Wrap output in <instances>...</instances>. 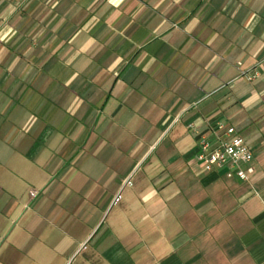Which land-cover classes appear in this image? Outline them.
I'll return each instance as SVG.
<instances>
[{
	"label": "crops",
	"instance_id": "crops-1",
	"mask_svg": "<svg viewBox=\"0 0 264 264\" xmlns=\"http://www.w3.org/2000/svg\"><path fill=\"white\" fill-rule=\"evenodd\" d=\"M216 124L250 148L249 181L195 160ZM135 140L146 176L80 197ZM0 172L7 214L26 207L15 172L56 188L0 263L264 264V0H0Z\"/></svg>",
	"mask_w": 264,
	"mask_h": 264
},
{
	"label": "rangeland",
	"instance_id": "rangeland-1",
	"mask_svg": "<svg viewBox=\"0 0 264 264\" xmlns=\"http://www.w3.org/2000/svg\"><path fill=\"white\" fill-rule=\"evenodd\" d=\"M138 143H139V140H135L133 150L130 153L120 156L119 162L117 165L118 168H115V166H113L112 167L113 170L112 168L107 170V174L105 173L106 176L103 179H99L97 182H95L94 180L88 181V183L86 184L87 186L84 188L81 187V190L79 193L75 191L77 187L75 188L70 187L71 190L69 189L70 190L69 194L77 195L76 193H78L80 197H83L84 195L89 194L88 191L91 190L90 193H93V194H96L102 197L104 194H107V195L110 194L111 191H113V189L115 188V186L122 182L120 186V190L117 193V195L121 197L122 195L121 189L124 186L126 189L131 188L133 184L135 183V181H138L146 176L148 166L155 157V154L151 155V153L153 152L151 151L149 154L145 155L143 159L140 161V163L137 165V167L132 172L129 173L130 168L133 167V165L138 161L139 157L141 156L140 155L141 152L144 150V149L141 150L139 148ZM160 149L161 147L157 149L156 153ZM97 172L99 173V170L97 171L95 169H90L87 172L84 170L83 172H81L82 173L81 176L85 177L86 173H88L90 178H95V175L97 174ZM14 174L20 178L22 177L20 180L21 181L20 188H18V191H17V195L19 197L16 200V201H19V203L21 204H17V205L26 206V207L21 209L22 207L20 208L18 206L16 210L17 212H19L18 215L16 214V212L12 214L11 212H9L7 214L8 212L7 211L6 213H4L5 207L9 205L5 203L7 202L6 200L8 197L5 194L6 190L0 187V221H1L0 230L7 229L6 234H4V236H2V238L0 239V249H1L0 252H2V249H5L9 246V243L11 242V238L13 234L16 232L17 228L21 227V224L23 223V220H25L26 216L30 214V211L32 209L31 207L32 203L38 200V198L41 197L43 194L48 193L49 192L48 190H52L55 188L54 187V184H55L54 175H52L51 172H47L46 175L50 177L49 178L45 177L46 180L45 179L44 180L46 181V183L44 184V186L40 182L33 181L29 177H25L24 172H22V176L20 173H17V172H15ZM46 185H48V188H45ZM31 191H34L37 193V196L35 198H31L30 196ZM118 201H119V198L117 199L115 205L118 203ZM89 207L90 206H87L86 208L88 209ZM20 217H21V220H20ZM0 264H6V263H0Z\"/></svg>",
	"mask_w": 264,
	"mask_h": 264
},
{
	"label": "built area",
	"instance_id": "built-area-1",
	"mask_svg": "<svg viewBox=\"0 0 264 264\" xmlns=\"http://www.w3.org/2000/svg\"><path fill=\"white\" fill-rule=\"evenodd\" d=\"M257 75L256 72L252 74L242 72L239 77L249 81ZM190 129L195 131L192 125ZM212 134L214 141L204 135L198 137L195 160L203 165L205 171L223 168L227 178H234L240 182L249 181L254 173L251 166L253 155L250 148L236 135L231 126L216 124L212 129ZM30 196L35 198L37 193L31 191Z\"/></svg>",
	"mask_w": 264,
	"mask_h": 264
}]
</instances>
